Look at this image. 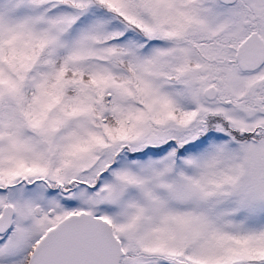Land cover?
Wrapping results in <instances>:
<instances>
[{"label":"snow or ice","instance_id":"1","mask_svg":"<svg viewBox=\"0 0 264 264\" xmlns=\"http://www.w3.org/2000/svg\"><path fill=\"white\" fill-rule=\"evenodd\" d=\"M0 264H264V0H0Z\"/></svg>","mask_w":264,"mask_h":264}]
</instances>
